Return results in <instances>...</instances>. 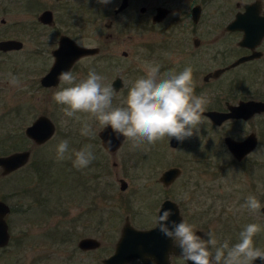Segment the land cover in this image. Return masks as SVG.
<instances>
[{
    "label": "rangeland",
    "instance_id": "obj_1",
    "mask_svg": "<svg viewBox=\"0 0 264 264\" xmlns=\"http://www.w3.org/2000/svg\"><path fill=\"white\" fill-rule=\"evenodd\" d=\"M37 1L4 0L3 9L0 7V39L14 37L25 42L21 50L0 52V155L31 151L22 167L0 176V198L10 206L6 221L11 234L9 244L0 248V264H103L102 259L114 251L125 218L136 228L152 226L166 198L178 203L184 221L202 235L214 232L219 241L228 240L230 245L238 241L245 225H261L254 243L264 249L263 213L237 210L249 195L264 206V112L247 120L230 119L220 126L204 117L198 131L176 147L170 146L167 137L138 148L125 140L112 153L101 144L98 121H89L94 135L83 136L81 123L63 114L62 106L52 99L60 85L44 90L27 79L39 78L52 61L49 50L55 47L59 33L68 32L79 44L100 49L99 54L81 58L72 68L77 82L91 69L108 85L115 76H121L124 87L113 90V106H120L131 83L144 75L149 37L198 36L205 38L204 43L218 37L219 49L232 42L234 49L225 51L231 60L240 52L236 42L241 33L226 32L224 27L244 3L253 0H132L131 9L119 15L105 9L117 0L106 4L85 0L83 8H55L54 28L38 22L41 8L30 6ZM195 4L202 7L197 23L190 17ZM143 5L149 9L141 14L138 7ZM158 5L171 9V14L160 23H152L151 15ZM110 19L113 24L109 29L105 23ZM108 32H112L111 39L105 38ZM260 49L262 58L240 65L217 80L218 102L206 109L224 110V99L232 104L240 99L264 100V40ZM122 51L128 55L122 56ZM195 57L192 61L211 62L204 51ZM9 73L19 78V86L10 85ZM20 99H26L23 106ZM39 115L51 119L55 132L46 142L35 144L24 129ZM79 115L85 118V114ZM250 131L255 132L259 143L244 162L236 161L223 138L230 135L241 139ZM62 140L68 141L69 153L92 145L95 159L83 169L75 168L71 159L58 160L56 146ZM170 166L180 167L181 174L164 186L158 177ZM120 179L127 183L124 190L120 189ZM87 236L98 239L101 245L81 250L77 242Z\"/></svg>",
    "mask_w": 264,
    "mask_h": 264
},
{
    "label": "clouds",
    "instance_id": "obj_2",
    "mask_svg": "<svg viewBox=\"0 0 264 264\" xmlns=\"http://www.w3.org/2000/svg\"><path fill=\"white\" fill-rule=\"evenodd\" d=\"M100 2L106 4L110 0ZM160 68L158 63L146 62L144 75L131 83L120 106H113V88L103 83L104 77L94 69L78 82L71 71H61L57 77L60 87L52 99L62 106L61 111L66 117L81 123L83 136L94 135L89 121L95 120L102 127H110L117 138L123 136L131 141L134 148L145 143L155 144L165 137L183 142L198 131L211 100L206 94H195L190 65L179 72L169 70L161 73ZM8 82L12 86L20 84L19 78L11 73ZM79 114H85V118ZM56 154L58 160L71 159L77 169L88 167L95 159L92 145L69 153L67 140L58 143ZM242 209L259 213L261 203L254 195H249L237 210ZM172 215L170 209L161 206L159 215L154 218L155 223L160 233L180 249V256L185 261L192 264H254L259 259L264 262V249L254 243V237L262 230L261 225H245L238 241L230 245L228 240L219 241L214 232L198 235L193 224L183 219L173 221L170 219ZM174 254L170 252L169 258Z\"/></svg>",
    "mask_w": 264,
    "mask_h": 264
},
{
    "label": "water",
    "instance_id": "obj_3",
    "mask_svg": "<svg viewBox=\"0 0 264 264\" xmlns=\"http://www.w3.org/2000/svg\"><path fill=\"white\" fill-rule=\"evenodd\" d=\"M262 5L263 3L261 0H253L244 3L243 10L237 11L234 18L226 24V30L240 31L242 33L238 44L250 49L249 54L239 57L227 68L247 60L258 58L262 54L261 51L257 49L264 38V10H262ZM126 6L127 0H122L121 5L116 12L121 11ZM162 9L164 8L158 9V14L153 19L154 22L160 20L165 15ZM194 9H198V6H195ZM49 14L48 11L44 12L42 17L44 18L46 15L49 18ZM48 18L44 19L48 20ZM40 19L42 18L40 17ZM62 39L67 40L66 38H61L60 48L54 51V54L56 55V63L53 65L48 75H51L55 69H57L56 74L62 70V65H60L61 59L59 64L57 63L59 51L65 53V56L68 59V66H70L79 56L93 54L98 51L96 47L81 46L71 40H67V44ZM19 44L21 43L16 40H4L0 42V48H16ZM223 70L225 69H217L214 74L218 76ZM119 80V78H116L113 83L115 90H117L122 84ZM261 112H264V100L247 99L241 100L236 104H229L227 110H208L205 111L204 114L210 118L213 124L220 125L231 118L247 119L255 113ZM53 132V122L43 115L37 117L33 123L26 128L27 136L37 144L45 142ZM99 136L104 148L109 152H115L124 139L123 136L117 138L110 127H103L99 132ZM109 141H111L110 144ZM255 141L256 137L253 132L242 140H237L231 136H225L224 138L226 147L236 160H241L243 156L251 152L255 147ZM170 143L172 146H175L178 141L172 138ZM29 153L30 152L27 149L0 155V168L2 169V174L6 175L23 166L28 161ZM179 174L180 169L178 167H170L161 173L159 180L164 186H168ZM125 186L126 182L121 180L120 188L124 189ZM161 206L163 209H170L172 211L173 215L170 218L171 220L176 222L181 221L179 208L174 200L169 198L164 199L160 204L158 212H160ZM261 211L264 214V206L261 207ZM9 212L10 206L5 201L0 200V248L7 246L10 242L11 234L6 221V216ZM100 245L101 243L98 239L90 236L82 237L77 242V246L81 250L96 249ZM169 252L180 254V249L174 247L172 241L160 233L157 225L149 229H137L126 220L121 228L120 236L115 243L113 253L103 258L102 263L128 264L131 259L138 258L143 264H153V260L155 261V264H170ZM187 264H192V262L187 261ZM254 264H264V262L257 259Z\"/></svg>",
    "mask_w": 264,
    "mask_h": 264
},
{
    "label": "flooded vegetation",
    "instance_id": "obj_4",
    "mask_svg": "<svg viewBox=\"0 0 264 264\" xmlns=\"http://www.w3.org/2000/svg\"><path fill=\"white\" fill-rule=\"evenodd\" d=\"M110 1H112V0H110ZM39 2H41V0H39ZM39 2L37 1L36 4H32L30 6H33V5L39 6L41 8V10H40V12L37 15L38 22L42 26H46V27L48 26V27H52V28L55 27L56 22H57L56 17H55V14H54V10L61 9L62 11H70V10H72L73 7H75V8H83V7H85V0H56L55 3L49 4V5L41 4ZM3 3H4V0H0V7L2 9H3V5H4ZM121 3H122V0H117V2L112 7L110 5L109 7L105 8V9L112 10L113 13H114V15H119L120 13H124L125 11L130 10L131 7L133 6V4H132L133 1L132 0H127V6L124 9H122L121 11L116 12V10L119 8V6L121 5ZM88 6H90V5H88ZM88 6H86V7H88ZM195 6H198V9H194ZM159 8H164L165 9V10L162 9L164 11V14L165 15L160 20L154 22L153 19L158 14V9ZM201 8L202 7H201L200 4H195L190 9V17H191L192 22L197 23L200 20L201 13H202ZM138 9H139V11H140L141 14H144V13H146L148 11L149 7H147V5H145V6L143 5V6H139ZM262 10H264V5H262ZM47 11L50 13L49 14L50 17L48 18L45 15L44 18H48V20H46V19H44L42 17L43 16L42 14L44 12H47ZM170 14H171V9H169L168 7L162 6V5H158V6L155 7L154 13H152V15H151V22L152 23H160L166 17H168ZM234 16H235V14H234ZM40 17L42 19H44V20L40 19ZM4 21H5V19H4V17H2L1 22L4 23ZM112 24H113V21L110 19L109 21H107L105 23V26H106V28H109L110 29L112 27ZM224 30H226L225 27H224ZM227 31L228 32H232L230 30H226V32ZM241 35H242V33H241ZM111 37H113L112 32H108L105 35V38L111 39ZM61 38H66L68 41L71 40V41H73L76 44L81 45V46H87V45L79 44L73 38V36L69 35L68 32H66V33H59V36H58V39L56 41L55 47H52L49 50V52H50L49 55H50L52 61H50V63L48 64V66L46 68L47 70L45 69L44 72L41 73V75L39 76V78H34L33 79V77H27V79H29L30 82L32 81L33 82V85L36 86L37 88H44V90H46V89H54V88H57L60 85V82L57 79V77H58V75H59L60 72L58 74H56L57 69H55V71L51 75H48V74L50 73V70L52 69L53 65L56 63V55L54 54V51L60 48V40H61ZM217 38L218 37H210V38H208L210 41L204 43L202 40L205 39V38L198 37V36H160V37L151 36V37H149V63H158L161 66V68H160L161 73H164V72L169 71V70H175V71L179 72V71H182L186 66H189L190 65L193 68V82H194V91H195V94L196 95L206 94V96L209 97L210 100H211V103H209L207 105V107H211L214 103L217 104V102H218V93H217L216 88H215V85L217 83V80H219L224 74L230 72L233 69H236L240 65H244L246 63L252 62V61L257 60V59H260L263 56V51L260 49V46H261L264 38L261 41V44L257 47V49L260 50L261 53H262L258 58H254L252 60H247V61L238 63L237 65H234V66H231V67L227 68L229 65H231L239 57H241L243 55H246V54H249L250 53V49L247 48V47H242V46H240L238 44V41L241 38L240 37L238 39V41L236 42V48H238L240 50V52H239V54L237 56H235L234 58H232L230 60V59H227V57H225V53H226L225 51H229L230 52V51H232V49H234V46H233L232 42L230 43V45H228L226 47L224 46L221 49H219L218 46H216V39ZM4 40H16V41H19L21 44H19V46H17L16 48H11V49H1L0 48V52H3V53H5V52H12V51H18V50L23 49L24 46H25V42L22 41L21 39H18V38L6 37V38H3V39H0V42L1 41H4ZM62 40H64L68 44L67 40H65V39H62ZM87 47H90V46H87ZM94 47H96L98 49V51L96 53L86 54V55L79 56L78 58H76L73 61V63H71L70 66H68V64H67L68 63L67 62L68 59L66 58L65 53H61L59 51L58 52V62L57 63L59 64V61L61 59L60 65H62L61 66L62 67V70H60V71H71L72 68L75 66V64L81 58L88 57V56H95V55L99 54V52H100L99 47H97V46H94ZM201 51H204V52H206V54H209L210 55V57H208V59L211 61L210 63H205L203 61L204 59L203 60L202 59H197L195 61L194 60L192 61V59L196 58L195 57V54L197 52H201ZM121 55L124 56V57H126L128 55V53H127V51H122L121 52ZM207 64H211V65L209 66ZM221 68L222 69H225V70H223L218 76L215 75L214 74L215 70L221 69ZM116 78H119L120 79L119 81L122 83L121 86L117 90H115L114 89V86H113V83L116 80ZM124 85L125 84H124V81H123V79H122L121 76H115L111 80V87L113 88V90L115 92H118L121 88L124 87ZM26 94L27 93H25V96H24L25 98H26ZM241 100H247V99H240V100L237 101V103L239 101H241ZM20 102H22L20 105L23 106L24 103L26 102V99H20ZM28 102H30V101H28ZM229 104H232V102L229 99H224L225 109L227 108V106ZM208 110H218V109H212V108H210V109H206L205 111H208ZM224 110H219V111H224ZM256 114H260V113H256ZM39 116H42V115H39ZM43 116H46V115H43ZM46 117L49 118L48 116H46ZM204 117H207V119L210 121V123H212V121L210 120V118L208 116H206L204 114ZM231 119L232 120H247L249 118H247V119H244V118H231ZM228 120H230V119H228ZM228 120L224 121L223 123L227 122ZM33 121L31 122V124L33 123ZM31 124H29V125H31ZM222 124H220V125H222ZM213 125L214 126H220V125H216V124H213ZM28 126L25 127L24 133H25V135H26V137L28 139H30L33 143H35L26 134V128ZM102 129H103V127L97 133L99 138H100L99 132ZM54 132H55V125H54ZM252 132L253 131H250L245 137H247ZM253 133H255V132H253ZM226 136H230V135H226ZM245 137H243L241 139H237V140H242ZM255 137H256V141H255V147H254V149L256 148V146L259 143L256 134H255ZM224 138H225V136H224ZM224 138H223V141H224ZM125 140L126 139L124 138L123 141H122V143H121V145L119 147H121L123 145V143L125 142ZM170 140H169V144H170V146H172L171 143H170ZM100 141H101V144H102L101 138H100ZM35 144H37V143H35ZM178 144H179V141H178L177 145ZM177 145H175L173 147H176ZM102 146H103V144H102ZM22 150H27V149H22ZM15 151H19V150H15ZM228 151H229V149H228ZM29 152H31V151L29 150ZM251 152H249L248 154H246L245 156H243V158L241 160H236L235 158L234 159L236 161H239V162H244L245 159H246V157ZM112 153H114V152H112ZM29 157H30V153H29ZM170 167H178V166H170ZM170 167H168V168H170ZM168 168H166V169H168ZM178 168L180 169V174H181V168L180 167H178ZM8 174H6V175H8ZM6 175H3L2 174V169L0 168V176L4 177ZM179 175L177 177H179ZM159 177H158V179H159ZM121 180H123V179H120V183H121ZM126 187H127V183H126V186H125L124 189H126ZM124 189H121V190H124ZM0 200H3V199L0 198ZM177 205H178V203H177ZM159 207H160V205H159ZM261 207H263V206H261ZM178 208H179V213H180V216H181V220L182 219L184 220V216H183V214L180 211L179 205H178ZM158 210H159V208H158ZM260 211H261V209H260ZM158 215H159V212H158L157 216ZM126 220H128V219L125 218V221ZM125 221H124V223H125ZM124 223L122 224L121 228L123 227ZM155 225L156 224H154L152 226H148L146 228H141V229H149V228L154 227ZM137 229H140V228H137ZM197 231H198V233H197L198 235L203 236L202 235V232L199 229H197ZM120 233H121V229H120ZM1 248H3V247H1ZM171 253H173V252H171ZM133 261H139L141 264H143L138 258L131 259L128 262V264L131 263V262H133ZM169 262H170V264H187V261H185L180 256V254H176V253L171 258H169Z\"/></svg>",
    "mask_w": 264,
    "mask_h": 264
}]
</instances>
